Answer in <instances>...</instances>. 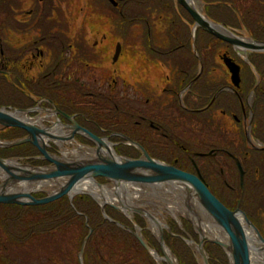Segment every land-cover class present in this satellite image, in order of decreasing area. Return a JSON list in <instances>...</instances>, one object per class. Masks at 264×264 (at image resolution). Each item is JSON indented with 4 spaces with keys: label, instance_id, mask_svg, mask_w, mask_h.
I'll use <instances>...</instances> for the list:
<instances>
[{
    "label": "flooded vegetation",
    "instance_id": "af4514ba",
    "mask_svg": "<svg viewBox=\"0 0 264 264\" xmlns=\"http://www.w3.org/2000/svg\"><path fill=\"white\" fill-rule=\"evenodd\" d=\"M86 1L88 12L99 13L96 7L100 0ZM105 1L115 11L109 14L111 18L107 16L108 20H114L116 24V13L126 12L125 9L133 3L145 6L152 0ZM207 1L202 2L203 5L212 15L223 18L228 32L248 43H264V0ZM158 3L160 6L156 7V12L145 9L142 15H128L127 18L129 38L126 42H130L133 50L138 48L142 53L144 50L143 55L150 70L156 67L159 70L169 69L164 79L151 78L156 85L161 80L165 84L158 98L151 95L150 91L155 87L149 86L150 77L146 80L142 78L143 81L136 79L133 83L126 80L124 84L121 82L124 90L131 88L133 103L137 100L134 123L139 135L136 140L152 157L149 153L154 154L152 150L157 152L159 145L154 139L158 138L155 132H169L174 125L166 114L169 116L173 112L182 115L180 124L188 133L187 139L179 136L178 140L171 135L165 142L169 147L190 145L187 159L193 173L227 210L241 211L264 239V51H249L247 58L241 59L234 52L235 47L182 18L181 7L176 0H159ZM61 6V0H0V75L15 90L29 96L35 104L52 105L54 109L57 108L54 104L38 94L41 90L47 92L45 94L85 91L88 81L80 82L75 72L69 71L70 68L73 70L74 65L78 66L81 73L100 68L102 61L106 60L102 51L112 45H104L106 40H117L110 61L112 67L120 60L123 51V44L116 32L117 25L111 26L108 35L89 43L88 34L85 33L86 23L81 22V26L71 33L67 14L62 12ZM154 14L157 17L151 20ZM133 29L137 30L134 32ZM199 29L209 37L202 39L204 34L197 35ZM241 29L242 33H247L248 41L238 36ZM199 36L204 44L207 43L209 50L204 57L206 70L197 55L196 48L201 43ZM215 40L222 42L218 51ZM117 46L120 48L114 60ZM107 50L104 54H107L106 61L109 62ZM133 50L129 48V52ZM149 52L156 54V60L148 58ZM253 53L259 59L263 82H260L256 69L248 59ZM167 56L170 58L164 60ZM225 59L233 60L239 66L238 84L231 80ZM243 62L252 72L253 83L249 82ZM67 71L72 75H67ZM83 78L88 80L86 74ZM117 83L115 78L108 81L105 87L98 83L97 89L102 90L99 94L113 97L115 93L119 97L120 94L114 89ZM92 93H85L88 104ZM62 100L66 102L61 103V108L72 111L71 114L67 112V115L85 128L79 120L81 114L78 106L81 105L77 106L73 99L70 101L65 96ZM150 105L166 112L165 117L152 115ZM196 159L202 160L198 164ZM237 162L243 172L242 186ZM232 169L237 170L236 179Z\"/></svg>",
    "mask_w": 264,
    "mask_h": 264
},
{
    "label": "rangeland",
    "instance_id": "374dc122",
    "mask_svg": "<svg viewBox=\"0 0 264 264\" xmlns=\"http://www.w3.org/2000/svg\"><path fill=\"white\" fill-rule=\"evenodd\" d=\"M98 1V0H96ZM62 2V6H61V10L62 12H64L65 14H67V18L66 20L69 21V25L71 26V33L74 31H76V29L81 26V22L84 21V23H86V34H88V41L89 43L95 41V40H99V38L101 36L104 35H108L110 30H111V26L116 27V25L120 27L121 30V26L124 23L123 21L120 20L119 18V13H116V24L115 21H109L108 17L111 18L109 16L114 14V9L110 6V8L108 7V3L105 0H100L99 2H97V12L99 13H92V12H88V9L86 7L87 5V1L86 0H61ZM198 4L197 7H199L200 13L201 15L206 18L207 20H210L211 22L215 23L214 21H212L210 18L205 17V15L203 14L204 11V7H203V3L201 0H198ZM155 1H153V3L149 6L150 8L155 6L153 9H156V7H159L160 4H156L155 5ZM147 5V4H146ZM129 10L134 8H137V4L133 3L132 6H128ZM60 8V7H59ZM58 8V9H59ZM99 8V9H98ZM179 8V7H178ZM152 11V9H150V12ZM158 11V10H157ZM96 12V11H95ZM156 12V10L154 11ZM181 12V10H180ZM88 15V16H87ZM125 15H128L127 13H125ZM108 16V17H107ZM135 16V14L133 15ZM107 17V18H106ZM157 17L156 14H154V16L151 17V20ZM187 17V16H186ZM189 17V16H188ZM138 20V19H137ZM221 20L223 21V18L221 17ZM217 24V23H215ZM126 26V24H124ZM218 25H222L221 23H219ZM223 26V25H222ZM224 27V26H223ZM128 28V26H127ZM127 28L126 30H117L116 32H118L117 34L120 36V43L123 44V51H122V57L120 58V60L118 62H116L113 67L112 65H110V61H111V57H112V52L115 46V41L117 40H110V42H108L107 40L104 41V45H109L112 44L110 48L106 47L108 54H110V60L109 62H107V54L106 50H103V56L105 57L106 60H103L102 65H100L98 67L92 68L91 70L85 71L84 73H81L80 67L78 66H73V70L69 71H73L75 72V75L78 76L77 78L80 79V82H86L87 83V90L85 91H81V92H71L69 94H67L69 99H73V101L76 103V105H85L88 106L90 108H92L91 104H88L87 102L89 101V99L87 98V95L85 96V93L87 92H93L95 93H101L102 90H99L97 88L98 83H100V86H106V83L109 81H111V79L115 78L117 80V84H116V88L114 87V89L120 94L119 97H117L114 93V98L112 100V104L115 105V103H117L119 105L120 108L124 109L125 111L128 110L130 112L134 111V108H136V103H133L134 101V97H133V93L131 91V88H123V86H121V82H123L126 80L129 83H133L136 79H139L141 81H143L142 78H144L146 80L147 77H150V83L149 86L151 87H155L154 89H152L151 95L158 98V94H160L162 87L165 86V84H163V81L161 80V82L154 84V80L152 81L151 78L155 77L157 80H159V77L164 79L165 76L168 74L167 71H169V69H164L163 70H159V68H154L153 70L149 68L148 66V62L146 61V59L144 58V50L143 53L138 49V48H134V50L131 48L130 46V42H126V39H128V32H127ZM135 30L137 29H133V31L135 32ZM157 33V31H156ZM238 36L244 37L245 40H249V38L247 37V33L243 32L242 33V29L239 31ZM134 35V34H133ZM153 35H155V33H153ZM130 36V35H129ZM132 37V36H131ZM206 37L202 36V39H204ZM113 41V42H112ZM125 41V42H124ZM130 41V39L128 40ZM211 45V42H210ZM154 46V45H153ZM112 48V49H111ZM129 48L133 51L129 52ZM159 50V49H158ZM161 51H163L162 49H160ZM165 52V51H163ZM234 52L238 55V57H240L241 59H245V57L247 58L246 55H249L248 53H250L248 50H240L235 48ZM145 54V53H144ZM147 54V53H146ZM130 55H132V57L130 58ZM148 58L150 60H156V56H154V54H152L151 52H149L147 54ZM169 56H167L164 60H167ZM170 58V57H169ZM173 64V63H171ZM170 64V65H171ZM76 69V70H75ZM159 71H156V70ZM114 70V71H113ZM206 70V69H205ZM221 70V69H219ZM67 71V75L71 74V72ZM92 72V75H91ZM114 73V74H113ZM86 74V77H88L87 79H84L83 76ZM72 75V74H71ZM109 78V79H108ZM96 79V80H95ZM125 81V82H126ZM257 82V81H255ZM5 87V86H4ZM8 88L3 89L5 93V95L7 96L5 100H3V102H5V104L8 106V108L17 110L16 105L17 104H22V102H25V98L23 96V94H21L19 91L15 90V88H13L12 86H10L9 84H7ZM10 87L12 90H10ZM150 87V88H151ZM102 88V87H101ZM106 90V89H103ZM47 92L45 91H40L38 94H41L42 97L46 96L49 97L51 96L52 98H54V95L52 93L49 94H45ZM125 95V96H124ZM40 97V95H38ZM37 96V97H38ZM46 97H44L46 99ZM19 98V99H18ZM66 98V96H65ZM67 99V98H66ZM139 99V97H138ZM145 98L143 97L142 100H144ZM48 100V99H47ZM99 101V100H98ZM7 102V103H6ZM91 103H93V101L91 100ZM97 103V102H96ZM16 104V105H15ZM27 104V103H26ZM107 104V103H106ZM6 106V107H7ZM37 106V107H36ZM42 106V107H41ZM58 107H61V103L59 105H57ZM109 105H105V107H108ZM153 105H150L149 107V111H152V115L154 116H160V117H165L166 112L164 111H160L159 107L158 108H153ZM4 107V108H6ZM36 107V108H35ZM29 108H33L30 109L29 114H26L27 117H29V119L31 121H33L34 125L37 127H41V128H50V126H52L56 121L53 117H47L46 112L43 109H50L51 106L47 105V104H39L37 105V103L35 104L34 102H32V104L29 106ZM35 108V109H34ZM9 110V109H8ZM107 110V109H106ZM108 110H110L108 108ZM169 113V111H168ZM114 117H112V119H116V121L119 124H116V126L118 127L119 130L113 131V130H109L110 128H115V126H101L100 127H94V124L91 122V120L84 118L82 115L79 116V120L81 121V124H83L85 127L96 131L97 133L99 132V134H101L102 138L104 139V141L109 142L112 145V151L115 153L116 157L119 158H124V159H128L126 156L123 155L124 152H128L130 153V155H132L131 157L135 158V159H139L142 156V154L140 153V150L131 146L128 142H126L125 140H123V138L121 136L124 137H128V135H133L134 138L136 139L138 137V133L139 130H136L133 128V123L136 120L134 117L136 116L134 114V112L132 114H128L125 116H122L120 118H116L117 115H113ZM167 117L171 118V123L173 122L175 128H173L171 131H167L166 133L168 134V136H173V138L176 139H187L186 137H188V133L186 131V129L184 128L183 124L181 123V118L182 115L179 116V114L173 113L171 112L170 115L168 116L166 114ZM108 119V118H107ZM184 120V119H183ZM59 121H60V117H59ZM62 121V120H61ZM64 124H70L66 121H62ZM32 123V122H31ZM101 124V122H100ZM180 124V125H179ZM171 126V127H172ZM82 127V126H81ZM186 127V126H185ZM0 128H2L0 126ZM65 129V128H64ZM62 130V131H67V130ZM162 131V130H161ZM3 134V132L0 131V135ZM138 134V135H137ZM155 134L157 135L158 138L154 137V139L159 143V145L157 146V152H155L154 150H152L154 152V154L152 153V158L153 157H160V155L168 157V159L166 160L167 162L171 163L170 160V154L172 153V149L168 148V144L167 142H165L166 138H164L162 136V134L160 133V131L157 133L155 132ZM198 134V133H196ZM180 136V138H179ZM182 136V137H181ZM72 142H74L73 144H69L66 141H62L61 144L57 143V141H47L46 143L49 145L47 146V149H50V151H48L50 154H54L56 155V157L64 160V161H74V160H91V157H85V155H83L82 153L84 152H89L95 149V145L93 144V142L89 141L84 135H80V134H74L73 135V139L71 140ZM2 143L7 142L6 140L0 141ZM1 147V146H0ZM77 147H82V150H78L77 153H71L73 151L74 148ZM121 149L122 150V155L118 154L115 152V150L117 149ZM174 151V155L176 154V158L178 160H180V153H179V149H173ZM82 152V153H81ZM68 153V154H65ZM86 154V153H85ZM161 156V157H162ZM84 157V158H83ZM132 158V159H133ZM175 158V160H176ZM186 160L184 163L186 165H188L189 170L192 171L189 159H187V154H184L181 156V159ZM131 159V158H129ZM155 159V158H153ZM5 160H14L17 162L18 165L24 166L27 169L31 170L32 168H39V169H47L48 168V164L45 166H33L31 165L32 161H37L39 162L40 160H42V155L38 156V155H30V156H24V157H12V158H8ZM157 160V159H155ZM202 159H196V162L199 164V162ZM157 161H161L165 164L166 163L164 160H157ZM177 161V160H176ZM171 165V164H169ZM234 172V176L235 179L237 178V170L232 169ZM204 172V171H203ZM202 172V174H204ZM193 173V171H192ZM95 184H99L100 188L104 187L106 190L107 189H115L114 184H112L111 181L109 180H105L102 178H96L94 179ZM1 183V180H0ZM33 184V183H32ZM63 184V181L59 180L53 184L50 183H46L44 181H42L41 184H38L37 186H34V188L32 190L29 191V193L32 194H40V195H49L51 193H53L55 190H58L60 188V185ZM172 184H175L179 187H181L182 189H176V188H170L169 185L171 186ZM161 183V184H156V185H150V186H146L144 184H140L138 185V189H142L145 193L144 194H140V196L138 198H134L133 201L130 200V204L127 203V198L129 197V195L123 191L118 192V194H115V192L113 193L114 195V201L112 202H105L103 204V206H108L109 204H112V207L116 206V207H120V203L122 205H125V207L127 208H132L133 209H137V210H142L144 212H146L148 215H150L151 217L155 216L157 218V220L159 222H161V224L163 225V227L161 228L162 233L169 231L168 230V222H172L173 224H175L178 228H182L181 225V220H186L192 227V231L194 233V235H196V241H193L190 236L186 235L187 238L186 242L183 241V244L185 246H187V248L189 249L190 254L192 255V260L195 264H202V258L200 256V254L197 251V244L201 239V235H203L205 237L202 245L204 243H211V240H219V241H224V234H222L221 237H217L216 235L214 236L213 234H204L203 231L204 229L202 228V224H206L208 222V219H211L210 215L208 213H206L203 208L201 207L200 203L198 202L195 194H192L190 192L187 191V189L185 188L184 185L181 184H177V183ZM18 185V184H17ZM15 185V186H17ZM30 185V184H28ZM14 186V187H15ZM152 186V187H151ZM163 186H167V188L163 187ZM14 187L11 186L10 189L13 191ZM169 187V188H168ZM167 191H164L166 190ZM75 194H87L89 196L92 197V199L95 201L96 204H98V206L101 204L99 203L98 199L93 196L90 192L86 191V192H76ZM75 194H73V196H75ZM134 205V206H133ZM111 206V205H109ZM120 211H118L127 221H129L130 223H133V211H128V210H123V209H119ZM125 212H128V215L125 214ZM129 212L130 216H129ZM140 218H142L144 225L147 227L148 232L151 234L152 237L155 238V240L158 243V234H154L152 233L150 226H149V222H148V218L144 215H137ZM207 221V222H206ZM212 221V219H211ZM135 225V226H134ZM133 230L130 231L132 233V235L134 236L133 233H137L138 236L140 235V228L138 226H136V224H132ZM134 231V232H133ZM129 232V231H128ZM129 232V233H130ZM223 232V231H222ZM141 236V235H140ZM135 237V236H134ZM60 241L62 242V249H63V245L66 246V242L68 243V239H61L59 238ZM45 240V238H44ZM224 243V242H223ZM58 244L59 241H42V240H38L35 241L29 245L23 246V247H9V251L5 252L6 254H8L12 259H14L15 264H45V260L46 257L49 254H53L54 251H56L58 249ZM214 245V244H213ZM217 246V245H216ZM221 248V247H220ZM168 249V247H167ZM222 249V248H221ZM182 250V249H181ZM203 250H204V245H203ZM169 253L170 250L168 249ZM224 255H226V253L224 252V250H222ZM186 253V251H183ZM205 252V251H204ZM149 254V253H148ZM206 254V252H205ZM4 254L1 252L0 256H3ZM187 255V253H186ZM170 256L174 259L175 263L177 264V260L175 257L172 256V254L170 253ZM207 256V254H206ZM227 256V262L228 264L230 263L229 257ZM149 257L151 258V260H153V262L155 264H159V262L157 260H155L154 258H152V256L149 254ZM209 257V256H208ZM60 258V257H59ZM1 259V258H0ZM61 259V258H60ZM62 260V259H61ZM163 264V263H162Z\"/></svg>",
    "mask_w": 264,
    "mask_h": 264
},
{
    "label": "trees",
    "instance_id": "16d2710c",
    "mask_svg": "<svg viewBox=\"0 0 264 264\" xmlns=\"http://www.w3.org/2000/svg\"><path fill=\"white\" fill-rule=\"evenodd\" d=\"M153 1L156 2L155 5L159 2V0H152L145 6L137 4V8L133 9L132 7V9L129 10V7H127L125 9L126 12L119 14L120 20L124 22L121 26V30H126L127 28L128 15H142L145 12V9H152V11H154L155 9L153 8L155 6L151 8L149 7ZM201 1L203 3L208 2L207 0ZM203 7L205 11L203 14L205 17L210 18L217 24L221 23L224 26L219 15H212L206 5H203ZM180 10L182 14L181 17L188 21L189 24H193L192 18L188 17L189 15L186 14L182 8H180ZM125 13L128 15H125ZM124 24H126V26ZM117 30H120L119 25L117 26ZM199 33L204 34L205 37H209V35L200 29L197 35H200ZM199 39H201L200 36ZM215 41V48L218 51L222 42L218 40ZM196 50L197 55L200 56L205 69L204 57L205 55H208L209 51L207 43L205 42L204 44L203 40L201 39V43H199V46L196 48ZM154 56H156L155 53ZM248 59L252 66L256 69L260 82H263V73L258 64L259 59L257 54L253 53L248 57ZM243 67L248 72L249 82L253 83L254 77L251 70H249V67L244 62ZM7 84L9 83L3 80V77L0 75V107L7 106L5 102H3V100H5L7 97L5 95L6 92L3 91V89L8 88ZM52 94L54 95V98L51 96L43 97H46V99L50 100L58 108V110H62L66 114H71L72 111L69 112L64 108L62 109L61 107L57 106L58 101H60V103L66 102L62 100L64 96L70 100L67 96V92L61 91L60 94ZM90 97H92L91 100L93 101V103H89L91 104L92 108L85 105L78 106L80 108L79 114H81L84 118L91 120V122L93 121L92 123L94 124L95 128L100 127V125L104 127L115 126V128H110L109 130H119L116 126V124L119 123L116 121V119H112V117H114L113 115H117L116 118H120L121 116L123 118V116L126 117V115L132 114L134 112H130L128 110L125 111L124 109L120 108L117 103L113 105L112 100L114 97H112L110 94L101 95L99 93H92ZM24 98L25 102H22V104H15L16 107L14 108L25 110L28 109L32 102H34L29 96H24ZM105 105L109 106L105 107ZM108 108L110 110H108ZM85 128L91 131L93 134L95 133L100 137L102 136L99 134V132L97 133L96 131H93L87 127ZM133 128L135 129V123H133ZM173 128L174 127L172 126V129ZM0 131L3 132V134L0 135V141H15L18 140V138H23L27 135L20 128H0ZM168 134L163 132L162 136L166 138V140H169L170 136H168ZM128 138L135 141L136 143L139 142V140H136L132 134L128 135ZM189 146L190 145L182 144L181 147H168L170 149L173 147L174 150L176 148L179 149L180 160L176 158V154L174 155L173 149L172 153L170 154L171 163L166 161L168 157L162 155H160L158 158L155 157V159L164 160L166 163L173 164L180 170H185L192 173V171L189 170L188 165L184 163L186 160L183 158L181 159L182 155L189 153ZM47 150L50 151V149ZM115 152L122 155V150L120 148L115 150ZM149 154L152 156L151 153ZM30 155L41 156L38 150L32 144L23 143L19 144L18 146H10L8 148L0 147V157L3 159ZM123 155L127 158H133L128 152H124ZM175 158L177 160L176 162ZM47 164L48 163L43 159L39 162H31V165L33 166H45ZM33 196L36 198H43L44 195L33 194ZM104 214L106 217H108V219H111V221L105 219L102 216L100 206H98L92 197L87 194H75L71 201L68 197L64 196L63 198L57 199L52 203L43 204L40 206H19L16 204L9 205L0 203V253L2 252L4 254L3 256H0V264H15L14 259H12L8 254L4 253V251H9V247H23L38 240L59 241L57 246L58 249L54 251L53 254H49L46 257L44 262L45 264H80L78 262V253L80 252L79 250L86 236H88V240L84 244L81 257L83 264H155L149 257V254L145 248L140 245L137 238L134 237L131 232H128V230H133L132 224H136V226L140 228V235L145 240L147 246L151 250H154L158 255H161V248L159 247V244L148 232L142 218L134 214L133 223H130L115 208L109 205L104 207ZM116 223L122 227L117 226ZM167 225L169 231L163 232V241L165 246L170 250L172 256L176 258L177 264H195L192 260V255L190 254L189 249L183 244L181 239L185 237L187 238L186 235H188L193 241H196V235H194L191 225L186 220H181V229L172 222H168ZM59 238H67L69 240L68 243L66 242V246L63 245V249L62 245H60L62 242ZM203 245L204 251L206 252L207 256H209V264H228L227 256L224 255L222 249L219 246L213 245L209 242L204 243ZM183 251H186L187 255Z\"/></svg>",
    "mask_w": 264,
    "mask_h": 264
},
{
    "label": "water",
    "instance_id": "95a60500",
    "mask_svg": "<svg viewBox=\"0 0 264 264\" xmlns=\"http://www.w3.org/2000/svg\"><path fill=\"white\" fill-rule=\"evenodd\" d=\"M181 8H183L192 18L194 27H199L203 31L208 34L213 35L216 39L221 40L230 46H233L237 49H244L250 52H263L264 51V43H259L253 41L252 43L245 42L243 39L236 37L235 35L230 33L231 36H226L216 31L212 28L211 24H215L210 20L204 18L198 10L192 8L187 1L185 0H176ZM217 26H221L226 30L222 25L215 24ZM119 46L116 47L115 58L118 56ZM225 64L228 68V71L231 73V80L236 84L239 83L238 73L239 66L230 59H225ZM9 108H0V126L3 128L12 127V128H20L27 135L24 138L18 139L17 141L2 143L0 142L1 147H10V146H18L19 144L27 143L32 144L42 155V159L48 163L47 169H39L32 168L31 170L24 169L23 167L15 168L8 165L7 161L0 157V168H2L5 175H7V179L1 180L0 183V203L1 204H16L23 206H40L43 204L52 203L57 199L63 198L64 196L68 197L69 200L73 198L72 194L74 193L75 188L78 184L84 182L87 179H90L94 185L100 187L99 184H95L94 179L97 177L103 178L105 180H109L114 184L115 194L118 193V190L122 184H134V185H156L161 183H177L181 185H187L190 190L187 189L188 192L195 194L198 202L205 212H207L212 221L218 224L224 233L228 236V243L225 244L221 241L211 240L214 245H217L224 250L226 255H228L230 263L229 264H250V254H249V245L246 240V236L244 233V228L242 224L238 222L237 217L239 215L242 216L243 222H245V226L252 232L255 233L258 243L263 246L264 249V239L257 232L255 227L251 222H249L244 214L239 211H230L227 210L224 205L218 201L217 198L213 196V194L208 190L206 185L199 179L194 173H189L184 170H180L174 167L172 164H165L163 162H159L146 153L142 147L136 142L130 140L128 137L121 136L126 142L135 148L141 150L143 154V158L139 159H124L119 157H113L111 155L110 150L107 147L106 141L103 138L97 136L96 134L91 133L84 127L82 128L77 124L73 118L67 116L62 111H58L57 109H53L52 111L59 116H62L68 123L64 124L58 120L54 121L55 123L50 126V128H38L34 126L32 123H26L19 118H15L8 111ZM28 110H12L10 112H23L25 114L28 113ZM46 111V110H45ZM62 124V127L65 128L69 132L67 135L56 136L54 134L47 133L46 130H51V128L56 124ZM74 134L84 135L89 141L93 142L95 145L94 152L95 159L91 160H74V161H64L54 154H50L47 151V144L43 142V138L48 139L49 141H68L73 139ZM102 151L108 152L109 154L105 157L102 155ZM237 166L239 168V179L240 186H242V169L240 168L239 163L237 162ZM63 181V184L60 185L58 190H55L53 193L44 196L43 198H35L27 191H12L10 189L11 186H15L18 183H37L40 184L42 181L46 183L53 184L57 181ZM104 204V203H103ZM100 204V210L102 216L105 219L108 217L104 214V206ZM112 206V204H109ZM120 207L114 206L116 210L119 209L133 211L136 214L144 215L148 219H152L150 215H148L144 211H140L137 209L127 208L125 205L120 203ZM111 221V219H108ZM117 226H121L116 223ZM122 227V226H121ZM129 231V230H128ZM130 232V231H129ZM134 236L139 241L140 245L145 248L146 251L150 252V248L147 246L146 242L142 237H139L136 233H133ZM158 243L159 247H161V251L163 254L164 243L161 228L158 232ZM88 236L84 239V242L80 248V252L78 253V262L82 264L81 256L82 249L85 242L88 240ZM205 237L201 235V239L198 242L197 251L202 258V264L208 263V256H206L203 250V241ZM166 264H172L170 258L165 257Z\"/></svg>",
    "mask_w": 264,
    "mask_h": 264
},
{
    "label": "bare ground",
    "instance_id": "6f19581e",
    "mask_svg": "<svg viewBox=\"0 0 264 264\" xmlns=\"http://www.w3.org/2000/svg\"><path fill=\"white\" fill-rule=\"evenodd\" d=\"M185 1H187V3L192 8H194L195 10H198L200 12L199 7H197V4L199 3L198 0H185ZM211 26H212V28H214L219 33L221 32L222 34H224L226 36H231L230 32H228V30H225L221 26L219 27V26H217L215 24H211ZM8 111H9V113H11L17 119L19 118L20 120H22V121H24L26 123L27 122L28 123L29 122L34 123L23 112H18V111L17 112H10L12 110H8ZM38 128H40V127H38ZM61 129L63 130L64 127H62V124L58 123V124L54 125L51 128V130L49 129V130H46V131H47V133H50V134L52 133V134H54L56 136H62V135L69 134L68 131L60 132ZM47 141H49V140L46 139V138H43V142H45V144H46ZM57 143L61 144V141H57ZM67 143L73 144L74 142H72L71 140H68ZM106 143H107L108 149L111 152V155L113 157H116L115 153L112 151V145L109 142H107V141H106ZM78 150H82V147L74 148L71 153H77ZM65 154H68V153H65ZM82 154L85 155V157H91V158L95 159L96 152H94V150H92V151H89L88 153L84 152ZM108 154H109L108 152L102 151V155L103 156L106 157ZM7 163H8V165H10L12 167H15V168L23 167L24 169H27L24 166L18 165L17 162L14 161V160H9V161H7ZM5 178L7 179V175H5V173L3 172L2 168H0V180H2V179L4 180ZM28 184L27 183H22V182L18 183V185L15 184L17 186L14 187L13 191H21L22 190V191L29 192L30 190H32L34 188V186L38 185L37 183H33V184L31 183L30 185H28ZM146 186H150V185H146ZM184 186H185L186 189L190 190V188L187 185H184ZM138 187H139L138 185H134V184H131V183L122 184L120 186L118 192H121L122 189H123V191L125 190L124 192H126L129 195V197L127 198V203L130 204V202H129L130 200L133 201L134 198H138L140 196V194H144L145 193L142 189H138ZM163 187L167 188V186H163ZM169 187L170 188L173 187V188H176V189H182L181 188L182 186L179 187V186H177L175 184H172L171 186L169 185ZM81 191L82 192H86V191L90 192L93 196H95L98 199L99 203H105V202L108 203V202L114 201V199H115L114 195H113V193H114L113 189H111V190L107 189L106 190L104 187L100 188L97 185H94L90 179H87L84 182L78 184L77 187L75 188L73 194H75L76 192H81ZM164 191H167V189L164 190ZM130 213L131 212H129V216H130ZM125 214L128 215V212H125ZM237 220H238V222H240L242 224V227L244 228V233H245V236H246V240H247V243L249 245L250 264H264V249H263V246L260 243H258L255 233L252 232L251 229L249 230L245 226V222H243V219H242L241 215H239L237 217ZM148 222H149L150 229H151L152 233H154V234H158L160 228L163 227L161 222H159L155 216H153L152 219H148ZM202 228L204 229L203 233L206 234V235L207 234H211V235L213 234L214 236L216 235L217 237L218 236L221 237L222 234H224V241H221V242H224L225 244H229L227 242L229 240L227 234L222 232L223 231L222 228L218 224H216L213 221H211V219H208V222L205 225L202 224ZM152 257L155 258V260H157L159 262V264L165 263L164 262L165 261V257L170 258L172 264H176L174 259L170 256V253H169L168 249L165 248V247L163 249V254L162 255H158L157 253L154 252ZM230 260H231V257H230Z\"/></svg>",
    "mask_w": 264,
    "mask_h": 264
}]
</instances>
